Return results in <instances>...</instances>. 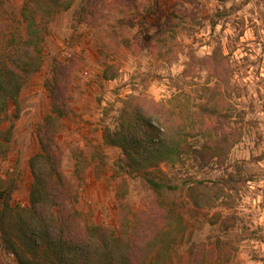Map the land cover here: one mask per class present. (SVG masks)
<instances>
[{
	"label": "rangeland",
	"instance_id": "obj_1",
	"mask_svg": "<svg viewBox=\"0 0 264 264\" xmlns=\"http://www.w3.org/2000/svg\"><path fill=\"white\" fill-rule=\"evenodd\" d=\"M23 3L0 0V32L21 19ZM218 46L238 87L229 102V131L242 136L223 163L187 158L163 165L156 174L172 188L159 194L142 174L124 168L122 150L104 142V130L117 126L130 96L172 101L185 115L196 111L215 79L208 61L190 56L207 58ZM107 64L119 68L115 79H103ZM54 94L66 108L56 137L60 171L72 189L66 204L81 213V226L101 224L119 233L125 217L130 233L151 232L158 210H174L186 227L178 246L183 260L264 264V0H76L55 14L43 66L29 77L5 123L14 129L10 151L0 157V187L11 191L14 206L30 203L29 161L40 150L37 130ZM202 179L228 186L199 210L187 187ZM0 264L18 261L0 248Z\"/></svg>",
	"mask_w": 264,
	"mask_h": 264
},
{
	"label": "trees",
	"instance_id": "obj_2",
	"mask_svg": "<svg viewBox=\"0 0 264 264\" xmlns=\"http://www.w3.org/2000/svg\"><path fill=\"white\" fill-rule=\"evenodd\" d=\"M75 1L24 0L21 19L0 32V157L8 154L13 138L14 125L5 127L9 109L18 105L29 77L43 66L44 42L55 14L68 11ZM190 58L208 61L209 74L215 79L207 83L206 100L196 111L185 115L172 101L130 96L123 101L117 126L107 127L103 134L106 144L122 150L124 168L142 174L159 194L172 188L156 174L163 172V165L187 158L223 163L242 136L229 131L233 118L229 102L238 87L221 46L207 58ZM118 73V67L107 64L103 79H115ZM52 100V111L37 130L40 150L29 161L33 176L29 205H12L11 191L0 187V248L12 253L18 264H208L204 257L183 260L178 246L186 227L174 210L160 208L161 219L153 218L151 232L144 227L130 233L125 217L119 233L101 224H79L81 213L66 204L72 189L60 171L56 142L65 103L55 94ZM195 138L205 143L195 147L191 143ZM81 164L76 163L79 177L84 171ZM195 181L188 185L187 196L199 210L211 207L228 186L220 181Z\"/></svg>",
	"mask_w": 264,
	"mask_h": 264
}]
</instances>
